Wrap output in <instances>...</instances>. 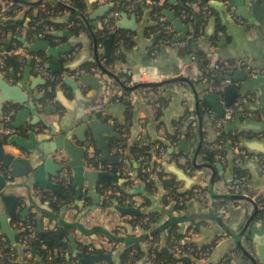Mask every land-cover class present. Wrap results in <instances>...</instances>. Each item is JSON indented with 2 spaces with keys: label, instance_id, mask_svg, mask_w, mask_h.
<instances>
[{
  "label": "crops",
  "instance_id": "1",
  "mask_svg": "<svg viewBox=\"0 0 264 264\" xmlns=\"http://www.w3.org/2000/svg\"><path fill=\"white\" fill-rule=\"evenodd\" d=\"M121 1H138L147 6L150 5L147 2L149 0ZM151 1L160 4L168 1L164 12L169 11L176 19H181L173 8L177 0ZM30 3L34 4H22L19 10L3 15L4 19H22V22L0 32V52H9V54L1 55L2 59L4 57L5 67H0V79L9 85L20 87L30 100L28 108L31 112L26 119L24 128H22H26V131L17 133L32 143V149L36 147L32 157L37 158L38 144L49 137L50 131H71L78 126L82 115L100 110V117L104 121H106V116L113 120L112 124L116 126L120 137L123 136L126 140L127 150L139 142L162 141L168 144V151L162 161L165 178H174L178 182L179 191L186 189L191 184L192 179L180 180L174 172L167 168L169 164L176 163L178 167L190 174L193 178L192 182L198 183L197 186L193 185L185 193L191 191L193 194L197 191L202 193L201 197H192L187 202L186 208L179 210L176 208L178 200L176 202L170 200L167 196L168 191L164 188L159 175L152 174L153 181L148 180L151 183L149 185L137 177L134 178L133 183L126 184L125 178L120 177L118 184L128 197V201L124 205L133 202L136 207L141 209L142 213H155L159 217L157 219L159 223L172 218L179 222L182 230L190 228V241L211 250L210 256L196 260L197 264H222L223 261L225 264H250L239 241L251 249L250 240L247 235H242V229L255 207L250 200L241 196L252 198L264 213V160L261 159L263 153L260 154L256 152V148L250 149L246 146L247 141L252 143L258 139H264V35L260 31L246 30L244 25L234 21L230 26H225L219 13L205 24L201 36L198 38L197 48L205 53L210 60L228 68V72L221 77L222 88L218 89L214 86L212 89L211 83L203 75L200 63L193 58V54L184 53L182 47L156 44V34L152 31L155 20L147 6L139 7L134 11L125 10L116 20L119 33L127 37V41L122 42L120 46L123 58L111 69L120 78V81L104 74L102 88L93 89L80 83L81 91L78 93L65 82V78L76 79L71 75L92 64L98 56L104 55V42L96 46L94 33L91 32L94 31L95 26L100 25L99 21L96 20L94 23L90 20L91 28L83 29L77 33L72 28L73 12L69 6L74 8V5L71 0H30ZM87 3V12L90 14L100 6L107 4L103 0H87ZM11 4H13L12 0H0L3 9ZM96 4L98 5L96 6ZM47 6L51 8L63 7L60 10L54 9L56 13L52 20L57 24V27L52 32H56L58 35L50 40L52 45H68V50L61 52L59 58L49 57L46 52L41 51L47 56L48 65L54 63L62 69L61 72H56L62 77V80L52 99L46 98V94L49 92L46 79L36 73L30 55L37 53L33 52L29 46L38 36L27 33L30 18L39 16ZM181 21L183 22L182 29L176 31L173 26L176 39H185L190 30V27L182 19ZM66 32L70 34H66ZM5 47H9V51H6ZM20 47L27 48L28 53L18 54L16 59L13 51ZM7 59H9V65ZM242 60L251 64V72L238 65ZM144 69H148L149 73L159 72L166 76L167 82L161 84V87L157 89V92H161L160 95L155 92L153 97H149L147 90L128 89L121 84L123 82L128 86H133L128 80L132 75ZM242 70L248 72L247 79H241L239 75H229V71L239 72ZM89 72L101 75L99 71ZM180 77L186 80H180ZM227 77L232 79L231 84H227ZM206 83L212 92L220 91L222 105L226 107V110L230 107L226 106L225 97L227 95L223 92V87L232 85L238 91L239 94L235 97L233 105L238 107L239 112L236 115L233 114V117L227 120L222 127L229 133L239 135L238 146L233 138L227 141L218 138L222 128L218 127L215 119L223 116H219L217 111L202 98L203 92L200 86L205 87ZM162 95L165 98V103H153ZM15 108L12 122L16 120L15 114L20 107ZM5 113L6 108L4 114L0 115V139L3 137L2 121ZM187 118L188 120L194 119L191 128L181 125L182 121ZM42 124L46 125L45 130L40 129ZM254 126L262 128L260 133L255 132ZM30 131L36 132L35 140L30 137ZM175 134L179 140L172 143L171 137ZM106 138L110 142L112 153L119 155L116 146L118 139L108 135ZM198 147L200 149L196 162L202 165L207 164L201 168H197L193 162L194 151ZM5 148L13 153H20L16 144L8 145ZM240 150H244L245 153H240ZM94 153L97 157L102 156L101 151H94ZM177 157L189 159L192 170L188 172L182 167L178 163ZM129 159L130 172L128 175H135L136 170L134 169L140 166V163L132 154ZM37 163L36 159L34 165ZM104 163L115 165L117 162L114 164L100 162L101 165ZM238 166H241L246 173V183L241 187H234L233 180ZM64 178L66 184L73 182L71 172H66ZM60 179V177L52 178L54 182H58ZM95 189L101 197L96 210L82 215L88 207L94 204V199L88 195L86 181L83 195L79 201L74 199L75 193L69 195L70 203L66 204L60 221L59 219L52 220L45 214L49 210L48 201H43L40 197V193L43 191L56 193L51 189L41 187L34 175L24 180H9L4 189L0 190V233L7 245L15 246L18 243L17 238L20 230L13 219L17 214L23 218L30 214H36L38 225L41 222L43 230L48 229L51 224L56 225L57 232L59 226H66L74 236V241L78 245L77 249L80 251V253H74L75 249L71 246L69 234L63 233L62 239L67 243L68 248L60 246L58 250L55 249L56 252L64 253L67 258L79 255L81 263L83 256L86 258L102 249L105 253L112 255L113 262L111 264H116L118 251L115 250L114 244L108 237L101 232L88 233L86 230L92 231L96 228L109 231L116 228L124 230V226H126L131 231L132 227L128 228L130 223L125 222L124 219H131L132 215H121L114 208L115 205L123 206L117 200H113L111 206L103 207L104 189L99 191L96 185ZM118 191L120 193L118 196H124L120 190ZM24 209L29 211L25 216H22ZM5 215H9L10 228L17 230L16 243L12 245H10L8 235L1 232V217ZM135 231L134 233L138 235L139 232L136 229ZM261 241H264V238H261ZM143 245L145 247V244ZM90 246L96 247L95 250L90 251ZM28 258L31 259V254H28ZM91 264H107V261L101 260ZM137 264H142V262Z\"/></svg>",
  "mask_w": 264,
  "mask_h": 264
},
{
  "label": "water",
  "instance_id": "2",
  "mask_svg": "<svg viewBox=\"0 0 264 264\" xmlns=\"http://www.w3.org/2000/svg\"><path fill=\"white\" fill-rule=\"evenodd\" d=\"M12 3L13 4L5 9L7 14L15 10H19L22 4H34L30 3V1L21 0H12ZM112 6V4H104L95 9L89 16L84 14L81 16L86 20L87 24L90 25V20H96L105 16L112 9ZM209 6L218 11L225 26H230L232 21H234L244 25L246 30L251 32L260 31L264 35V0H210ZM69 9L73 11L75 10L71 6H69ZM164 15L168 18V21L174 26L176 31L182 29L183 22L181 19H176L173 13H170L169 11H165ZM20 22H22V19L8 18L0 20V32L2 30L10 29ZM50 34L52 36L58 35L56 32H51ZM66 34L70 33L66 32ZM114 36V34H111L104 41L103 56L105 57L110 55L112 52ZM97 45L98 44L96 43V46ZM29 47L33 52L39 53L44 51L49 57L55 58H59L61 52L68 50V45L53 46L50 40L42 39L40 37H36L34 42ZM5 50L9 51V47H5ZM97 61L98 64L102 66L100 60L98 59ZM119 62L120 61H117L116 64ZM49 68L55 73L58 71L61 72L62 70L59 65L54 63L50 64ZM99 72H101V75L87 72L81 74L76 79L67 77L65 78V82L76 92L80 93V83H84L93 89L102 88L104 84L102 76L104 74L114 77L120 81V78H118V76L111 70L102 69V71L99 70ZM229 75H239L241 76V79H247L248 72L243 70L239 72L229 71ZM180 80L186 79L180 77ZM164 82H167V80L164 79L157 82H142L133 86H128L123 82H121V84L125 88L135 89L140 86L161 85ZM200 89L203 92L202 98L207 101V103L215 109V111H217L219 116H223L225 114L226 107L222 105L220 91L212 92L208 83H206L205 87L201 85ZM223 92L227 95L225 97L226 106H232L235 97L239 94L238 91L232 85H226L223 87ZM29 102V98L24 95L20 87L16 85H9L0 79V115L4 114L6 107H20L15 114L16 120L11 122V125L17 132L24 128L26 119L30 115L31 110L28 108ZM12 113L14 114V112ZM255 128V132L260 133L262 128ZM29 134L30 137L35 140L36 132L30 131ZM106 135L112 138H120V133L116 129V126L112 123L104 121L100 117V110H95L92 114L82 115V120L79 122L78 126L71 131H50L49 137L45 138V141L38 144L37 150L39 151V154L37 158L32 157L36 147L32 149V143H29L26 139L20 137L18 133L9 135L6 140L3 138L0 139V190L4 189L9 180H24L29 178L31 175H34L36 181L40 183L41 187L51 189L55 193H61V185L59 182H54L52 178H63L65 177L66 172H71L73 179L72 186L76 189L74 199L79 201L82 197L86 181L88 195L94 199V204L88 207L82 215L96 210L101 201L100 193L95 189L97 181L99 179L109 178L114 183H118L120 179V176L117 173H112L108 170L93 169L87 165V157L95 156L94 151H101L102 156H100V161L102 162H110L114 164L120 160V155L112 153L110 142L107 140ZM2 136L5 135L3 134ZM183 143L185 142L183 141ZM14 144L18 145L20 153H13L5 148L8 145L11 146ZM246 146L250 149L256 148V152H259L260 154L263 153L261 159L264 160V139H258L252 143H248L247 141ZM199 149L200 147L194 151L193 159L194 165L197 168L207 165L198 164L196 162ZM36 159L38 160V163L34 165V161ZM167 168L174 172L180 180H193L190 174H188L183 168L178 167L176 163L169 164ZM192 180L191 184L187 186L186 189H180L181 193H185L188 189L192 188L193 185H198L197 182H192ZM241 197L250 200L254 204L255 208L242 229V235H247L250 240L251 249L245 246L241 241H239V245L246 257L249 259L250 264H264V241H261V238H264V213L252 198L246 196ZM114 208L121 215L139 216L142 214L141 209L136 207L133 202H128L123 206L115 205ZM28 211V209H24L22 216H25ZM10 213L12 214V211H10ZM8 218L9 215L1 217V232L8 235L10 238V245H12L16 243L15 235L17 230L10 228ZM128 226V228H131L130 225ZM38 231L39 237L42 238L44 236V230L41 222H39ZM63 233L69 234L71 246L75 249L74 253H80L77 249L78 245L74 241V236L64 225L59 226L57 237L54 242L55 249L58 250L60 246L65 249L68 248L67 243H65L62 239ZM101 260H106L107 264H111L113 262L111 254L105 253L104 250L99 249L94 255L86 258L83 256L81 263L91 264ZM40 263L43 264V262Z\"/></svg>",
  "mask_w": 264,
  "mask_h": 264
},
{
  "label": "trees",
  "instance_id": "3",
  "mask_svg": "<svg viewBox=\"0 0 264 264\" xmlns=\"http://www.w3.org/2000/svg\"><path fill=\"white\" fill-rule=\"evenodd\" d=\"M21 1H30V0H21ZM75 10L72 14V28L77 33L81 30H89L91 27L87 24L86 20L81 16L82 14L89 16L90 13L87 12L88 3L87 0H71ZM121 1V0H116ZM210 0H177V3L173 6L176 14L184 21L190 30L188 32L187 37V45L182 47V51L186 54H193L199 60L201 69L203 71V75L211 78H214V86L218 89L222 88V75L226 74L228 71L215 70L210 67V59L207 58L205 53L197 48L198 38L201 36L203 28L205 24L213 17L217 16L218 12L209 6ZM98 4H96L97 6ZM168 1H165L163 4L159 2L157 5H145L142 2L139 3V7L142 8L148 7L150 9V14L155 20V26L152 28V31L156 34V44H160V40L164 38H174L176 39V34L174 30L171 33H168L163 28V24L159 21L160 16H164V9L167 7ZM117 6H113V10L116 9ZM62 6L51 8L50 6L45 7L39 16L31 17L28 22V35L33 34L38 36L40 32H43L47 25H53V27H57V24L53 22L52 17L55 15L54 9L60 10ZM118 9L121 12L126 9L122 6H118ZM5 9L0 5V20L4 19ZM185 15V17H184ZM99 21V26H95L94 38L97 44H103L105 39H107L111 34H114V42L112 47V52L108 56H98L102 66L98 64V59L94 61L89 66H85L84 71H91L92 67H96L98 70L106 69L111 70L117 61H120L123 58V52L121 50V43L127 41V37L124 34H120L119 30L116 28L112 30L107 23L105 22V16L102 18L96 19ZM96 20H91V22H96ZM90 22V23H91ZM168 22V21H167ZM116 23V22H115ZM171 24L170 22H168ZM190 25V26H189ZM54 36L50 34V32L46 33L42 39L53 40ZM20 44V41H18ZM162 45V44H160ZM20 46V45H18ZM14 54V53H13ZM39 54L43 55L45 61L48 63L49 60L45 53L39 52ZM14 57L17 59L18 54H14ZM201 60V61H200ZM9 65V59L6 60ZM102 68V69H101ZM51 70V69H50ZM55 73V72H54ZM58 76V81L54 83L52 91L47 92L46 98L52 99L54 98L56 88L61 82L62 77L55 73ZM161 87L160 85H149V86H140L141 90H147L149 97H153L157 89ZM219 91V90H218ZM160 102V104L165 103L164 96H159L158 100L153 101V103ZM230 108L234 109V115H236L239 110L238 107H235L233 104ZM16 110V108L6 107V113L12 114ZM1 121V119H0ZM194 119L188 120L184 119L182 121V127H192V123ZM46 125H41L40 129L45 130ZM183 129V128H182ZM181 129V130H182ZM25 129H21L19 132H25ZM123 135V134H122ZM9 135H5L2 138L7 139ZM223 141H227L229 139L239 140V135L229 133L222 128L220 131L219 137ZM179 140L177 134L171 137L172 143ZM125 138L121 136L116 141V146H122L127 151V156L129 157L131 154L137 160V158L141 154H145L149 157V164L144 165L140 163V166L135 167L132 166V169L136 170L135 175H123L122 172H119L122 169L123 163L120 160L114 165L113 169H111L112 173H119L120 177L125 178L126 184L133 183L135 177L140 178L142 181H145L149 184L153 180L152 174L156 162L152 161L153 156L157 155L161 150L168 151V144L157 141L155 143H136L130 150H127V143L125 142ZM120 155V154H119ZM121 157V156H120ZM88 163H92L95 168L100 167V157L96 156H88ZM191 164V163H190ZM128 165V164H127ZM144 165V166H143ZM147 166H149V170H147ZM246 173L241 166H238L236 170L235 176H245ZM160 179L164 185V188L168 191L167 196H169L170 200L177 201L180 197H185L186 195L192 196L193 193H181L179 191L178 182L174 178H165V172L159 174ZM65 178H61L59 184L61 185L62 192L61 193H51L50 191H43L40 193V197L43 201H48L49 210L45 213L52 220L59 219L61 221V215L64 211L66 204L70 203L69 195L76 192V189L72 186V181L70 179V183H65ZM151 179V180H150ZM150 182H149V181ZM99 191L105 188H116L124 194L121 197L118 195H112L109 198L104 197L103 207H109L113 204V200H117L119 204H125L128 201V197L126 196L124 190L119 186L118 183H114L111 179H99L96 184ZM241 187V186H240ZM126 196V197H125ZM187 204L179 205L176 202V208L181 210L186 208ZM148 217L149 220L142 225L140 230H137L139 234L137 235L135 231L136 222ZM159 217L153 213H142L139 216H132L131 219L127 220L130 223L132 230L129 231L126 226H124V230L122 229H113L106 230L96 228L91 230H86L89 232H101L108 237V239L114 244L115 250L118 251L117 254V263L116 264H137L138 262H142V264H179V262L188 263V264H197L196 260L206 258L204 252L208 251L211 253L210 248L199 246L196 243L190 241V228L182 230L179 222L176 219H170L168 221H164L162 223L157 222ZM14 222L18 224L19 235H18V243L15 246H7V242L3 238V235L0 233V264H40L39 260H42L43 264H65L68 259L64 253H59L55 251L54 242L56 239L57 229L56 225H52L44 230V236L42 238L39 237L38 231V216L36 214H30L27 217L23 218L20 214L16 215L13 219ZM28 224H32L37 229V237L28 243H23L22 240L24 236L28 233V229L26 226ZM145 244V247L144 245ZM175 245H178L182 249V253L178 254L175 250ZM87 251V250H86ZM28 254H31V259L28 258ZM49 255H51V259H49ZM80 256H72L70 259L75 260L77 263H80Z\"/></svg>",
  "mask_w": 264,
  "mask_h": 264
},
{
  "label": "built area",
  "instance_id": "4",
  "mask_svg": "<svg viewBox=\"0 0 264 264\" xmlns=\"http://www.w3.org/2000/svg\"><path fill=\"white\" fill-rule=\"evenodd\" d=\"M103 2H105L107 4H112L113 6H117L116 9H114V10H113V6H112V9L105 15V22L107 23V25L112 30H115L117 28L115 22L120 17V14H121V10L118 9L119 5L122 6L123 8H125L126 10L134 11V10H138L139 9V3H140L138 1H134V2L118 1L117 2L116 0H103ZM147 2L150 5H157L156 1L149 0ZM184 17H185V15H184ZM159 21L162 22L163 28L165 29L166 32L171 33L173 31V25L168 23L169 21H168V19L165 16H160L159 17ZM53 30H54L53 25H47L45 30L38 34V37L42 38V37L45 36L46 33H48V32L51 33ZM219 33H221V32H219ZM160 42H161L160 44H162V45H169V46H173V47H185L187 45V40H185V39L164 38V39H161ZM2 52L3 51L0 52V67L4 68L5 67L4 57L2 59L1 55L6 54V53L9 54V52H6V53H2ZM13 52H14V54H21V53L27 54L28 53V49L25 48V47H20L18 49H15ZM30 55H31V57L33 59L36 73L38 75L44 77V79H46L47 88H48L49 91H52L54 83H56L58 81V76L52 70H50L49 65L45 61V58H44L43 55H41L39 53H33V54H30ZM193 58L196 59V60L198 59L195 55L193 56ZM197 61L199 62V60H197ZM238 65L240 67L248 70L249 72H251L252 66H251V64L249 62L242 60V61H240L238 63ZM210 67L214 68L215 70H222V71H225V72L228 70V68L225 65H223L221 63H218L216 61H212V60H210ZM91 71H93V72L96 71L97 72L99 70L96 67H92ZM84 72H85L84 70L83 71L81 70V71H78V72H76L75 74H73L71 76L75 77V78H78ZM206 78L211 83L212 89H213V87H214V78H213V76L211 78H208V77H206ZM153 79H155V80H153ZM157 79H159V80H157ZM164 79H166L165 75H163L161 73L159 74V72L158 73H149L148 69H144L143 71H141L139 73H135L134 75H132L131 78L128 81H129V83L131 85H135L137 83L157 82V81H162ZM226 79H227L226 80L227 84H231L232 83V79L230 77H227ZM144 93H145V91H144ZM157 93H158V95L161 94L160 91H158ZM156 104H159V103H156ZM233 114H234V109L233 108H228L225 111V114L223 115V117L216 118L215 121H216V124L218 125V127L222 128L224 126L225 122L233 117ZM12 120H13L12 114H7V115L4 116L3 121H2V124H3L2 125V130H3V134L4 135H11V134L17 133L16 129L11 125ZM105 120L107 122H109V123H113V120L110 117L106 116ZM236 145L238 146V142L237 141H236ZM118 152H119V154L121 156V160H122V163H123L122 169H120L119 172H122L123 175H128V173L130 172V168H129V166L127 164L129 163L130 159L127 156L128 155L127 151L120 145V146H118ZM240 153L244 154L245 151L244 150H240ZM165 156H166V151H164V150H161L157 155L153 156L152 161L157 163V164L154 165V167H152L154 175H159L160 173L164 172V165H163L162 161H163ZM137 161L139 163L144 164V165H148L150 160H149V157L147 155L141 154L137 158ZM177 161L188 172H190L192 170V165L190 164L189 159H187L185 157H177ZM87 165L90 168H93V169L108 170L110 172H111V169H113V167H114V165H108V164L104 163V164L100 165L99 168H95L93 166V164L90 163V162L88 163V161H87ZM149 169H150L149 166H147V170H149ZM245 183H246V176H238V177L235 176V178L233 180V186L234 187H240V186L244 185ZM103 195L105 196V198H109L112 195H120V193H119V191L116 188H110L109 187V188H105L103 190ZM194 196L201 197L202 193L197 191L192 196L186 195L185 197H180L178 199L177 203L180 204L181 206L185 205ZM129 219L130 218L124 219V221L126 222ZM148 220H149V218L145 217L144 219L136 222L135 229L136 230H140L142 225L145 224ZM26 229H28V233L24 236V239L22 240V242L24 244L28 243L29 241H31L33 239H35L37 237V234H38L36 227L33 226L32 224H28L26 226ZM95 248L96 247H94V246H90L89 250L90 251H94ZM175 250H176V252L178 254L182 253V249L178 245H175ZM204 255L206 257H209L210 253L208 251H206V252H204ZM51 258H52L51 255H49V259H51ZM67 259H68V261L65 264H79L75 260H72L70 258H67ZM50 264H52V263H50ZM147 264H150V262H148ZM179 264H183V263L179 262ZM184 264H188V263H184ZM222 264H225V261H223Z\"/></svg>",
  "mask_w": 264,
  "mask_h": 264
}]
</instances>
